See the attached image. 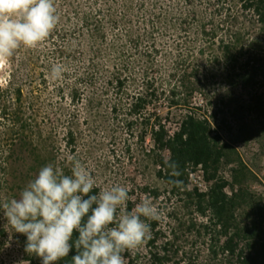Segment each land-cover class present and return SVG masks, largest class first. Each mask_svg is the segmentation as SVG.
Wrapping results in <instances>:
<instances>
[{"label":"trees","instance_id":"obj_1","mask_svg":"<svg viewBox=\"0 0 264 264\" xmlns=\"http://www.w3.org/2000/svg\"><path fill=\"white\" fill-rule=\"evenodd\" d=\"M56 6L54 32L37 49L21 47L0 84V202L17 197L18 172L33 180L51 164L70 175L61 140L77 152L86 136L82 121L91 143L97 126L113 123L135 141L156 179L133 178L128 210L146 197L160 210L159 220L145 221L151 238L125 251L124 264H264V200L241 181L238 156L232 181L220 175L235 150L214 130L216 114L205 111L213 94L222 93L220 104L241 88L256 92L254 106L264 117V92L255 90L264 87V0H56ZM56 65L64 69L58 79ZM196 172L205 190L193 183ZM100 190L97 184L93 194ZM26 243L0 208V264H41ZM75 254L73 247L56 264H72Z\"/></svg>","mask_w":264,"mask_h":264},{"label":"clouds","instance_id":"obj_2","mask_svg":"<svg viewBox=\"0 0 264 264\" xmlns=\"http://www.w3.org/2000/svg\"><path fill=\"white\" fill-rule=\"evenodd\" d=\"M58 23L56 0H0V66L21 47L37 49ZM63 71L62 65L52 69L57 79ZM71 163L70 175L43 166L19 198L0 202V208L11 228L26 236L25 251L41 264H56L73 247L72 264H124L125 251L151 238L145 221L159 220V208L146 197L129 211L125 186L93 194L92 174L79 160L71 158ZM74 232L78 236L72 241Z\"/></svg>","mask_w":264,"mask_h":264},{"label":"rangeland","instance_id":"obj_3","mask_svg":"<svg viewBox=\"0 0 264 264\" xmlns=\"http://www.w3.org/2000/svg\"><path fill=\"white\" fill-rule=\"evenodd\" d=\"M18 54L19 49L7 63L0 66V84H5L8 73L12 70L13 63L15 64L19 56ZM215 83L218 84L215 85L216 89L219 88L218 90L221 92V86L219 85H222V81L219 79ZM255 90L264 92V87L258 86ZM253 94H256V92L237 88L233 94L226 96L224 103L220 104L218 103L220 98L224 97L222 93L213 94L212 96L215 97L213 103L205 106V111L216 114L217 122L214 123V130L219 132L223 140L235 150V153L231 156L233 161L222 165L220 175L224 176L229 182L232 181L231 170L238 166L235 161L238 156L244 165L241 168V181L264 200V117L260 109L254 106L255 98L252 96ZM196 99L198 103L201 102L200 96H196ZM166 110L165 108L162 111ZM173 113L179 114V111L174 109ZM102 123L105 124V122ZM98 124L100 123L98 122ZM81 125L82 131L86 132V136H83V140H80L77 152H71L69 147H65L64 141L61 140L62 152L66 156L67 165L70 166V169L72 167L71 158L79 160L92 174L96 183L101 185L102 190L115 185L125 186L128 190H131L133 178L137 183H156L155 177L151 175L152 167H147L146 161L142 164L141 155L134 145L135 141L129 138L124 130L113 125V123L108 124L105 128L97 126L96 141L91 143L88 142L87 135L89 132L87 131L86 122L82 121ZM112 133L114 137L111 136ZM129 143L132 151L128 154L126 146ZM88 147H93V154L89 153ZM200 174V172H196L192 177V181L202 190H205V183ZM32 176L28 177L25 174L17 173L16 179L13 181L16 182V198H19L21 191L32 180Z\"/></svg>","mask_w":264,"mask_h":264}]
</instances>
